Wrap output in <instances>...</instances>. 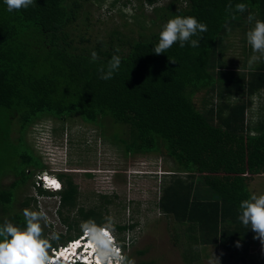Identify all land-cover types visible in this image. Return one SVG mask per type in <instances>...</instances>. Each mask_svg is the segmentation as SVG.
<instances>
[{"label": "trees", "instance_id": "trees-1", "mask_svg": "<svg viewBox=\"0 0 264 264\" xmlns=\"http://www.w3.org/2000/svg\"><path fill=\"white\" fill-rule=\"evenodd\" d=\"M87 1L36 0L27 9L9 12L0 0V107L14 121L13 140L25 148L14 180L5 188L0 185V224L4 222L1 212L12 211L16 189L34 169L41 172L46 167L26 141L29 128L44 117L61 122L77 117L125 156L152 154L172 160L174 169L167 173L171 179L163 184L158 207L183 224L184 230L196 233L202 249L215 245L221 253L247 262L241 254L245 249L239 246L256 239L251 227L241 223L239 205L253 194L249 180L264 174V94L260 95L264 58L251 69L249 58L238 68H229L224 55L231 45L228 35L235 34V28L242 34L243 51L250 50L246 32L253 21L248 16L264 21V0H134L135 8L150 10L148 26L137 27L136 35L115 27L94 42L81 34L74 38L69 31ZM118 1L110 0L109 7ZM128 1H122L123 10ZM237 3H244L246 10L236 12ZM122 15L123 27L127 17L137 18L135 12ZM177 15L193 16L207 26L206 32L193 37H202L200 46L180 47L177 42L167 52L155 54L152 49L162 26ZM157 21L155 31L152 26ZM92 51L99 56L95 62ZM113 55L120 56V67L111 79H101L99 68L106 67ZM4 138L0 137V168ZM55 175L62 182L60 191L48 192L38 185L37 191L57 194L61 208L75 207L78 186L65 172ZM99 197L105 204L111 201L105 194ZM29 202L25 197L21 205ZM59 206L61 221L74 233L57 232L47 238L42 229L49 247L78 237L82 228L111 221L107 208L79 206L76 220L68 222ZM8 219L25 226L19 211L8 214ZM78 219L80 226L75 224ZM134 225L114 224L117 240L123 241ZM128 260L123 254L122 264ZM248 263L264 264V251Z\"/></svg>", "mask_w": 264, "mask_h": 264}, {"label": "rangeland", "instance_id": "rangeland-1", "mask_svg": "<svg viewBox=\"0 0 264 264\" xmlns=\"http://www.w3.org/2000/svg\"><path fill=\"white\" fill-rule=\"evenodd\" d=\"M122 1L119 0L110 7L108 5L110 0L85 2L82 12L69 31L74 38H78L80 34L86 38L89 36L91 42L103 38L115 27L136 35L137 27L148 26L147 19L152 17V14L148 9L144 11L142 7L135 8L138 2L134 0H129L127 8L123 10ZM134 12L137 18L132 20L127 17L128 22L123 27L125 17L122 13L130 16ZM254 22L247 31L253 27ZM147 28L145 27V31ZM158 28L159 21L152 26L155 31ZM238 31V28H235V34L228 35L231 45L225 50L224 58L229 68L232 66L238 68L244 59L253 54L251 48L249 51H243L242 34ZM262 94L264 92L260 94L261 97ZM199 95L194 98L196 104ZM7 112L5 108L0 107V137L7 136L2 143L4 158V165L0 168V174L4 173L0 177L2 188L9 186L14 180L13 172L18 170L20 153L25 149L19 141L13 140L14 121L10 120ZM25 136L28 145L46 167L41 172L34 169L27 182L16 189L12 211L1 212L4 221L15 224L8 219V214L19 211L24 215V210L29 209L42 214L40 223L47 238H54L57 232L74 233V230H69L61 221V215L57 212L58 195L40 194L36 189V181L43 172L54 175L65 172L78 186V196L75 207L66 209L59 206L61 214L67 216L70 222L76 220V209L79 206L85 209L94 207L98 210L107 208L111 221L104 226L108 229L114 231L112 227L114 224L134 223V227L126 231L124 236L121 234L123 241L118 239L119 244L123 245V254L133 260L134 264L142 261L151 264H218L215 256L219 259V264H249V258L264 251V246L258 239L256 241L252 239L256 244L248 242L239 246L246 250L241 251L247 260L243 263L236 256L230 257L216 250L215 245H208L202 249L195 240L196 233L191 229L184 230L183 224L177 223L171 215L164 214L157 203L163 184L171 179L167 173L174 169V163L169 158L152 154L125 156L120 148L107 140L103 141L94 126L81 122L77 117L66 119L64 122L44 117L32 125ZM39 136L49 137L50 148L47 147L48 144H43V141L40 144ZM248 183L251 192L257 195L264 194V174L256 175ZM101 194L111 198V201L106 204L102 202L99 197ZM25 197L30 198V202L23 207L21 202ZM80 223L78 219L75 224L80 226ZM50 249L51 247L47 252Z\"/></svg>", "mask_w": 264, "mask_h": 264}, {"label": "clouds", "instance_id": "clouds-1", "mask_svg": "<svg viewBox=\"0 0 264 264\" xmlns=\"http://www.w3.org/2000/svg\"><path fill=\"white\" fill-rule=\"evenodd\" d=\"M34 3L36 0H4L9 12L27 9ZM228 9L232 10L231 4ZM245 10L244 3L235 4L236 12ZM248 20L255 21L253 27L246 32V41L253 53L248 60V67L251 69L255 63L264 58V21L255 20L251 14ZM206 31L207 26L195 17L177 15L162 26L158 42L153 46L152 51L157 55L165 53L177 42L180 47L188 45L197 48L202 37L198 39L193 37ZM90 55L93 62L99 59L96 51H92ZM120 64V56L113 55L106 67L102 65L99 68L101 79H111ZM42 176L44 180H40L42 184L40 188L43 190L56 193L62 189V182L53 173L43 172L39 177ZM53 181L59 187L47 186ZM239 208L241 223L247 228L251 227L255 233L254 239H258L264 246V194H251L249 198L240 201ZM41 218V213L25 209L24 227H18L7 220L0 224V264H122V246L113 231L105 226L84 228L78 237L51 247L47 252L49 241L43 236ZM91 240L93 244H90ZM88 247L90 249H87ZM215 258L219 264V259L216 256ZM127 264H134V261L128 260Z\"/></svg>", "mask_w": 264, "mask_h": 264}, {"label": "built area", "instance_id": "built-area-1", "mask_svg": "<svg viewBox=\"0 0 264 264\" xmlns=\"http://www.w3.org/2000/svg\"><path fill=\"white\" fill-rule=\"evenodd\" d=\"M39 138H40V144H42V141H43V144H48V147H50V144H49V137H44V138H42L41 136H39ZM43 177V176H42ZM42 177H39V179L36 181V184L38 185V186H41L42 184H41V182H40V180H44V177L42 178ZM47 186L49 187V188H54V186H53V184H50V183H48L47 184Z\"/></svg>", "mask_w": 264, "mask_h": 264}, {"label": "snow or ice", "instance_id": "snow-or-ice-1", "mask_svg": "<svg viewBox=\"0 0 264 264\" xmlns=\"http://www.w3.org/2000/svg\"><path fill=\"white\" fill-rule=\"evenodd\" d=\"M52 184H53L54 186H56V187H59V185L56 184L54 181L52 182Z\"/></svg>", "mask_w": 264, "mask_h": 264}, {"label": "crops", "instance_id": "crops-1", "mask_svg": "<svg viewBox=\"0 0 264 264\" xmlns=\"http://www.w3.org/2000/svg\"><path fill=\"white\" fill-rule=\"evenodd\" d=\"M262 104H264V102H261ZM256 105V102L253 104V106H255Z\"/></svg>", "mask_w": 264, "mask_h": 264}]
</instances>
